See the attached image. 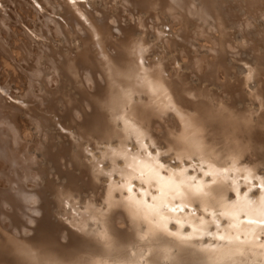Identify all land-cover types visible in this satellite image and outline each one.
I'll return each mask as SVG.
<instances>
[{"label": "bare ground", "instance_id": "1", "mask_svg": "<svg viewBox=\"0 0 264 264\" xmlns=\"http://www.w3.org/2000/svg\"><path fill=\"white\" fill-rule=\"evenodd\" d=\"M262 69L264 0H0V264H113L85 232L137 251L134 200L181 234L215 220L264 264L249 222L264 187L244 180L264 176ZM197 182L214 199L182 202Z\"/></svg>", "mask_w": 264, "mask_h": 264}, {"label": "snow or ice", "instance_id": "2", "mask_svg": "<svg viewBox=\"0 0 264 264\" xmlns=\"http://www.w3.org/2000/svg\"><path fill=\"white\" fill-rule=\"evenodd\" d=\"M135 57V52H133ZM261 71H264L262 69ZM137 77L144 79L146 86H151L155 91L159 92L162 85L159 81H149L146 79L147 72L142 69L140 64H136ZM154 75V74H153ZM258 76V70L254 67H248L247 78L251 82ZM256 98V97H254ZM127 108V104L125 105ZM169 108L175 110V106L169 104ZM127 117V118H126ZM186 117V128L193 127L199 123V118L194 113H185ZM117 120L123 121L126 125L131 126L133 123L132 117L128 116L125 112L122 115L116 117ZM163 167V165H161ZM211 167V165H209ZM264 167V165H261ZM239 170V169H236ZM248 173L244 177L245 183H249L251 178H255L260 182V186L264 187V176H256L252 169H244ZM205 176L214 175L211 171L203 173ZM195 180V177L190 178ZM181 181V185H183ZM179 185L177 186V196L184 199L190 198L196 200L198 203L203 204L205 200L214 199L211 196L210 191H205V188L211 186L203 182H197L195 184H189L185 186L186 191H179ZM252 189L250 188L249 191ZM176 196L172 198L175 201ZM257 205L264 209V196L258 198L255 202ZM132 206L135 209V217L141 219L143 222L148 224L147 230L140 229L142 234L135 237L132 241V246L137 248V251H131L129 247L125 246L122 248L114 249L112 246L111 238L107 232H85L89 237H94L98 244L101 245L98 249V254L106 256L113 260V264H159V258L161 256L167 261V264H248L247 257L245 255V249L241 248L240 245L248 244L247 251L251 250L252 241H241L239 236H230L228 234L212 233L208 231V228L215 226L218 230L220 225L215 220L205 221L203 217H198L200 225L193 230V233L181 234L180 231H169L167 229L166 214L162 211L154 208H149L147 212L141 215L140 202L132 201ZM176 211V209H173ZM180 211H183L180 209ZM202 211L206 212L207 208H203ZM224 216V213L220 214ZM258 220L250 222V226L254 229H258L264 232V210L256 212ZM243 223V222H241ZM177 224L179 221L177 220ZM182 227V226H181ZM211 236L214 241H219V244L203 245L197 247L196 243H193L195 236L199 234ZM199 241H197L198 243ZM161 244L170 245L169 249H163L160 247ZM261 249H264V244L260 245ZM150 249V251H146ZM83 264H89L87 258L83 261Z\"/></svg>", "mask_w": 264, "mask_h": 264}, {"label": "water", "instance_id": "3", "mask_svg": "<svg viewBox=\"0 0 264 264\" xmlns=\"http://www.w3.org/2000/svg\"><path fill=\"white\" fill-rule=\"evenodd\" d=\"M249 222H252V221H249ZM254 234H255V238H257V240L259 241V243H261L264 240V232H261V231L257 230V232L254 233ZM251 237L253 238L252 234L248 238L251 239Z\"/></svg>", "mask_w": 264, "mask_h": 264}, {"label": "rangeland", "instance_id": "4", "mask_svg": "<svg viewBox=\"0 0 264 264\" xmlns=\"http://www.w3.org/2000/svg\"><path fill=\"white\" fill-rule=\"evenodd\" d=\"M106 8V7H105ZM228 28V27H227ZM232 41L237 42L239 40V38L235 37H231L230 38ZM249 39V44L251 43L250 40H252V38H248ZM49 128V127H48Z\"/></svg>", "mask_w": 264, "mask_h": 264}]
</instances>
